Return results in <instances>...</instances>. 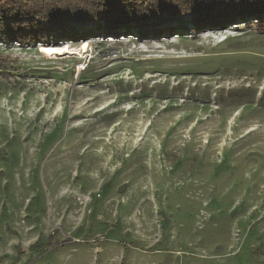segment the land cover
I'll list each match as a JSON object with an SVG mask.
<instances>
[{
    "label": "rangeland",
    "instance_id": "obj_1",
    "mask_svg": "<svg viewBox=\"0 0 264 264\" xmlns=\"http://www.w3.org/2000/svg\"><path fill=\"white\" fill-rule=\"evenodd\" d=\"M190 20L0 43V264H264V28Z\"/></svg>",
    "mask_w": 264,
    "mask_h": 264
},
{
    "label": "trees",
    "instance_id": "obj_2",
    "mask_svg": "<svg viewBox=\"0 0 264 264\" xmlns=\"http://www.w3.org/2000/svg\"><path fill=\"white\" fill-rule=\"evenodd\" d=\"M187 18L196 31L230 21L261 30L264 0H0V43L52 45L95 28L101 37L119 28L124 34L156 36L168 30L157 26L185 27ZM141 87L142 93L149 90Z\"/></svg>",
    "mask_w": 264,
    "mask_h": 264
},
{
    "label": "bare ground",
    "instance_id": "obj_3",
    "mask_svg": "<svg viewBox=\"0 0 264 264\" xmlns=\"http://www.w3.org/2000/svg\"><path fill=\"white\" fill-rule=\"evenodd\" d=\"M45 52L49 55V56H51V57H53V56H56V55H61L62 54V51H58V50H56L55 48H53V47H46L45 48ZM63 55V54H62Z\"/></svg>",
    "mask_w": 264,
    "mask_h": 264
}]
</instances>
